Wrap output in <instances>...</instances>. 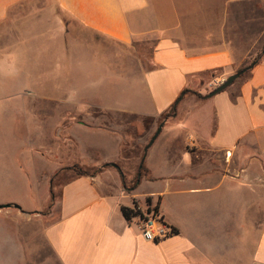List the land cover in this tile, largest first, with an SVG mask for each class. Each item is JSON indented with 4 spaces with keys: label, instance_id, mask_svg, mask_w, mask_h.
I'll return each mask as SVG.
<instances>
[{
    "label": "crops",
    "instance_id": "0c3cea01",
    "mask_svg": "<svg viewBox=\"0 0 264 264\" xmlns=\"http://www.w3.org/2000/svg\"><path fill=\"white\" fill-rule=\"evenodd\" d=\"M247 1L0 0V182L23 192L0 200L19 207L0 209V263L264 264V51L206 94L249 57L237 42L245 15L233 13ZM90 37L151 54L135 80L132 59L120 70L118 59L81 63L73 46ZM66 80L72 92L49 93ZM173 107L130 192L114 166L124 136L76 120L93 110L160 120ZM76 165L103 168L69 179L49 210L51 183ZM148 200L177 231L159 243L122 211L136 202L146 214Z\"/></svg>",
    "mask_w": 264,
    "mask_h": 264
},
{
    "label": "rangeland",
    "instance_id": "374dc122",
    "mask_svg": "<svg viewBox=\"0 0 264 264\" xmlns=\"http://www.w3.org/2000/svg\"><path fill=\"white\" fill-rule=\"evenodd\" d=\"M235 14L245 15V36L239 35L238 43L245 42L246 47L249 48L250 54L247 58L244 68H248L254 61L258 60L264 51V0H255V1H247L242 4H239L234 9ZM43 38L39 37L36 40L37 43L42 44L40 40ZM73 47L77 48L79 52L82 53L84 58L81 60V63L86 62L91 66H94V63H102L105 65L114 64L115 60L119 61V70L121 69L120 62H125L126 59L129 62L130 59L133 60V78L136 80L141 72V65L143 60H147L148 56L151 54V45L147 44H136L130 50H127L122 47H115L110 44L108 41L102 39H94L90 37V39H86L85 41H79ZM251 48V50H250ZM133 57V58H132ZM128 71V70H127ZM94 75V74H93ZM123 75V74H122ZM95 76V75H94ZM91 75L87 76V82L90 81H98L100 79L95 80L97 78ZM125 77V76H124ZM66 85H60L59 90L57 92L56 86H49V93H67L73 91L76 87L73 84L69 83V80H66ZM222 84L218 85H209L206 94H210L215 89L220 87ZM41 90H45V87H40ZM198 96V98H205L203 95L195 92H191ZM207 95V96H208ZM67 114V113H66ZM168 115H172V112L169 111L166 113L160 120H154L152 118H142L133 115L120 114V113H101L98 111H91L90 113L84 115V117H76V120H80L82 122H86L94 127H102L104 129H109L117 132L120 136H124L122 154L120 157V161L115 164L118 170H121L124 174V180L127 187H132L136 174L138 172L141 159L143 157L144 149L155 134L156 130L164 125L170 118ZM64 121H72L73 118L71 115H66L63 119ZM57 121V113L54 115L53 119L45 125H42L45 136L49 137L52 132V128L54 122ZM67 124V123H66ZM22 128V133L26 130ZM8 141H13V139H9ZM41 165V163H39ZM77 167L82 168L80 165H76ZM112 167V165L110 166ZM51 165H49L50 169ZM70 168V167H69ZM73 168V167H71ZM89 171H97L102 169L103 167H89ZM83 169H86L83 167ZM66 170V169H65ZM77 171L68 170L62 172L61 175L54 181L53 184V194H54V202L50 205L49 210H53L57 205L60 194L62 191L63 185L71 178H75L77 176ZM52 185V183H51ZM19 189L15 188L14 183L11 182H0V200L8 199V198H21L23 196ZM11 207V205H9ZM7 206H1L0 209L6 208ZM9 207V208H10ZM13 207V206H12ZM50 212V211H49ZM28 236H32L31 233ZM31 262V261H30ZM29 261H19L18 263L11 264H32ZM37 262V260H36ZM38 262L37 264H40ZM2 264V263H0Z\"/></svg>",
    "mask_w": 264,
    "mask_h": 264
},
{
    "label": "built area",
    "instance_id": "2783aa9c",
    "mask_svg": "<svg viewBox=\"0 0 264 264\" xmlns=\"http://www.w3.org/2000/svg\"><path fill=\"white\" fill-rule=\"evenodd\" d=\"M223 80L219 84H223ZM150 212L144 214L143 218H139V230L142 237L151 243H159L175 234L174 229L165 222L159 209L156 210V205L152 204L148 207Z\"/></svg>",
    "mask_w": 264,
    "mask_h": 264
},
{
    "label": "trees",
    "instance_id": "16d2710c",
    "mask_svg": "<svg viewBox=\"0 0 264 264\" xmlns=\"http://www.w3.org/2000/svg\"><path fill=\"white\" fill-rule=\"evenodd\" d=\"M262 56H263V54H262ZM262 56L258 60L254 61L248 68L241 69L239 72L244 71V73H246V72L250 71V69L253 66H255L256 64H258V62L260 61V59L262 58ZM171 112H172V115L171 116L168 115V117L169 116L170 117H173L174 116V114L176 112L175 111V107H173L171 109ZM144 154H145V149H144L143 157H144ZM143 157L141 159V163H140V166H139V169H138V172L136 174L135 181H134L132 187H127L126 186L125 180H124V176H123V183H124L125 189L127 191H129V192L132 191V190H134V189H136V187L142 181V179L144 177L148 176V170L145 168L144 162L142 163ZM109 166H111V165H109ZM73 169L78 172L77 173V176H95L96 174H98L102 170V169H99L97 171H89L88 169H83V167L80 168V167H77V166H75L73 168H70L68 170H73ZM53 184H54V180H53L52 185H51L52 203L54 202V194H53V190H52L53 189ZM148 205L149 206L151 205V201L150 200H148ZM12 206L14 207L15 205H11V207ZM158 209H159L158 208V205H156V210H158ZM122 211H123V214H124V216H125V218L127 220H131L133 217H141V218L144 217V213H142V211L139 209L138 204L136 202L134 203V208L123 207ZM147 212H150V209H148ZM174 232L176 234L177 231L174 229Z\"/></svg>",
    "mask_w": 264,
    "mask_h": 264
},
{
    "label": "water",
    "instance_id": "95a60500",
    "mask_svg": "<svg viewBox=\"0 0 264 264\" xmlns=\"http://www.w3.org/2000/svg\"><path fill=\"white\" fill-rule=\"evenodd\" d=\"M244 74V71H241L239 73H236L235 75L230 76L229 78H227L225 80V82L218 87L217 89H215L213 92H211L207 98H212L220 93H222L223 91H225L226 89H228L229 87H231L235 81ZM162 125L157 129L156 133L153 135V137L151 138V140L149 141V143L147 144V146L145 147V151H147L156 141V139L159 137L161 131H162ZM115 166V165H114ZM116 167V166H115ZM10 207V206H7ZM17 208H19L18 206H15Z\"/></svg>",
    "mask_w": 264,
    "mask_h": 264
}]
</instances>
